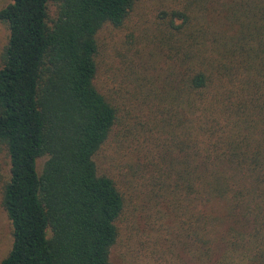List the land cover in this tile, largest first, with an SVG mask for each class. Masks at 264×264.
Masks as SVG:
<instances>
[{
  "label": "trees",
  "instance_id": "obj_1",
  "mask_svg": "<svg viewBox=\"0 0 264 264\" xmlns=\"http://www.w3.org/2000/svg\"><path fill=\"white\" fill-rule=\"evenodd\" d=\"M135 1L0 9L1 204L12 237L0 264H112L126 201L95 162L119 117L112 93L94 83L97 34L120 27ZM247 4L160 11L163 81L142 76L131 93L137 131L127 132L145 160L129 168L142 170L147 204L174 215L185 255L177 264H264V4Z\"/></svg>",
  "mask_w": 264,
  "mask_h": 264
},
{
  "label": "rangeland",
  "instance_id": "obj_2",
  "mask_svg": "<svg viewBox=\"0 0 264 264\" xmlns=\"http://www.w3.org/2000/svg\"><path fill=\"white\" fill-rule=\"evenodd\" d=\"M9 1L0 0V9ZM190 1L136 0L120 27L105 25L97 34V74L94 83L100 92L112 93L119 103V117L110 137L96 154L95 162L100 174L114 179L126 201L117 222L118 238L111 249L112 264H177L185 257L179 246V230L171 210L162 203L147 204L142 192L146 191L142 170L136 172L134 167L129 168L131 164L143 163L145 153L139 152L134 137L127 130L135 125L137 131V123H133L131 117L134 114L132 110L135 107L137 110L138 105L131 93L142 86L143 77H159L160 84L166 70L162 55L153 45L155 26L160 21L158 14L172 6L187 5ZM206 1L211 7L232 4L246 7L248 2L264 4V0ZM55 12V6L49 4V20L55 19ZM217 15L220 17L218 21L224 19L221 12ZM7 39V26L0 22V64ZM44 160L41 158L37 161L38 173ZM7 178L8 159L4 147L0 145V261L8 254L12 243L10 223L1 204L2 188Z\"/></svg>",
  "mask_w": 264,
  "mask_h": 264
}]
</instances>
